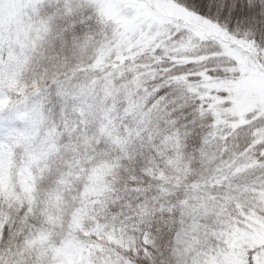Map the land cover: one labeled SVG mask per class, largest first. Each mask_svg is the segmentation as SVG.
I'll use <instances>...</instances> for the list:
<instances>
[{"label":"snow or ice","instance_id":"snow-or-ice-1","mask_svg":"<svg viewBox=\"0 0 264 264\" xmlns=\"http://www.w3.org/2000/svg\"><path fill=\"white\" fill-rule=\"evenodd\" d=\"M0 264H264V0H0Z\"/></svg>","mask_w":264,"mask_h":264}]
</instances>
